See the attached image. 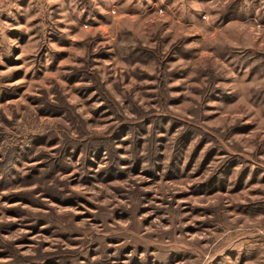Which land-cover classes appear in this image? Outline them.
<instances>
[{
	"label": "rangeland",
	"instance_id": "374dc122",
	"mask_svg": "<svg viewBox=\"0 0 264 264\" xmlns=\"http://www.w3.org/2000/svg\"><path fill=\"white\" fill-rule=\"evenodd\" d=\"M0 264H264V0H0Z\"/></svg>",
	"mask_w": 264,
	"mask_h": 264
}]
</instances>
